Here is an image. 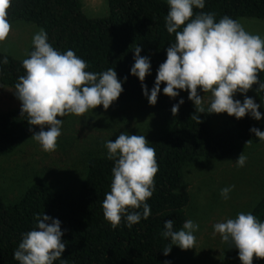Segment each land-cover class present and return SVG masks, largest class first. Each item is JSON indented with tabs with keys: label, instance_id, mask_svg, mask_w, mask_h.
I'll list each match as a JSON object with an SVG mask.
<instances>
[{
	"label": "trees",
	"instance_id": "16d2710c",
	"mask_svg": "<svg viewBox=\"0 0 264 264\" xmlns=\"http://www.w3.org/2000/svg\"><path fill=\"white\" fill-rule=\"evenodd\" d=\"M108 14L89 17L81 9L80 0H11L7 10L9 22L21 20L45 30L48 43L60 53L72 50L88 64L86 71L101 73L113 68L122 82L123 91L117 98L122 102H141V81L130 73L134 64V49L141 47V56L148 57L151 71L143 83L149 91L154 85L159 65L166 59V49L175 43V33L169 34L165 17L169 10L165 0H107ZM200 12H212L216 22L228 16L264 18V0H204V8L193 6V17ZM181 30V29H178ZM34 50L31 43L28 54L16 59L0 51V83L15 90L18 78L26 75L22 61ZM8 63L4 64L3 58ZM127 77L125 80L124 78ZM264 82V72L258 73ZM160 85L158 111H171L183 98L172 122L149 140L156 152L159 170L155 176L153 194L146 203L151 214L142 216L143 208H129L120 224L113 228L104 216L102 201L110 191L113 179L111 169L115 161L107 153L92 155L87 172L78 191L68 195L45 183L35 182L14 202L5 203L0 197V264H19L13 258L23 234L36 228V214H46L61 221L62 241L66 244L60 259L53 264H173V245L165 256L163 249L171 245L164 237V221L173 220V230H180L185 221L184 206L189 200L186 192L178 190L182 180V167L192 158L221 160L228 157L238 143L254 138L255 127L248 116L237 119L226 116L222 126L214 130L209 113H196L186 90H177L178 96L169 97ZM264 103V90L259 83L251 87ZM21 105L0 113V156L13 152L24 140L40 131L29 125L27 114H20ZM205 111H207L205 109ZM198 115L201 122L192 118ZM31 129V131L29 130ZM140 212L141 220L129 228L126 215ZM264 222V191L251 212ZM221 264H241L238 249L230 248ZM252 264H264L254 257Z\"/></svg>",
	"mask_w": 264,
	"mask_h": 264
},
{
	"label": "clouds",
	"instance_id": "9594fccd",
	"mask_svg": "<svg viewBox=\"0 0 264 264\" xmlns=\"http://www.w3.org/2000/svg\"><path fill=\"white\" fill-rule=\"evenodd\" d=\"M167 4L165 27L169 34L175 33V43L166 49V59L159 65L150 91L143 83L151 71L150 60L140 55L139 45L133 50L134 64L130 73L141 81L148 103L156 104L163 82L162 91L169 97L178 96L177 90H186L196 113L226 112L237 119L250 114L260 120V105L253 98L245 95L241 103L233 97L237 92L246 93L254 83H259L258 89L264 90V82L258 80V73L264 72V39L248 33L237 20L228 16L216 22L214 13L200 12L192 18L193 6L203 9L204 0H167ZM10 6L11 0H0V42L6 40L11 31L7 19ZM32 44L34 50L22 61L26 75L18 78L14 94L21 102L20 114H27L29 125L40 127V131L33 132L32 138L43 151L52 152L57 148L63 124L57 117L83 116L99 105L107 110L123 91L122 82L113 68L101 73L86 71L87 62L74 51L67 50L62 54L55 50L48 43L43 28L33 35ZM2 62L7 64V57ZM198 88L203 93H210L207 111L204 96L198 95ZM183 102L181 98L172 106L173 116ZM192 118L197 124L201 122L198 115ZM45 126L47 130H44ZM249 131L264 140V131L256 127ZM105 147L107 158L115 164L111 169L110 191L105 193L102 201L104 218L116 228L129 208L142 207V216L147 219L151 209L146 201L153 194L159 170L155 149L149 146L144 135L124 132L114 141H106ZM235 161L238 167H243L247 157L241 152ZM233 188L234 185L222 188L221 196L228 199ZM126 220L131 228L139 223L141 213L127 214ZM173 223L171 219L164 221L162 235L170 237L172 242L162 250L165 256L173 244L187 250L194 248L196 243L193 234L199 227L196 223L186 220L180 230H173ZM36 225L35 229L23 234L13 253L19 264H53L65 251L59 219L44 213L36 214ZM213 229L214 235L220 234L222 241L230 242L238 249L241 264H252L254 257L264 259V222L252 213L240 212L234 219L215 223ZM60 264L66 262L61 260ZM165 264L169 262L165 261Z\"/></svg>",
	"mask_w": 264,
	"mask_h": 264
},
{
	"label": "rangeland",
	"instance_id": "374dc122",
	"mask_svg": "<svg viewBox=\"0 0 264 264\" xmlns=\"http://www.w3.org/2000/svg\"><path fill=\"white\" fill-rule=\"evenodd\" d=\"M80 4L82 11L89 17H104L108 14L107 0H80ZM238 22L248 33L264 39V18L240 17ZM10 24L11 31L6 40L0 42V51L16 59H23L28 54L33 35L41 27L21 20ZM197 91L198 95L204 96V107L207 110L210 93H203L199 88ZM14 92L13 88L0 83V113L21 105ZM245 95L260 105V120L247 115L256 128L264 131L262 99L252 88L243 94L235 93L233 98L243 103ZM226 116V112L209 113L211 128L219 129ZM57 119H62L63 124L55 151H43L41 145L30 137L13 152L0 156V197L3 202L16 201L35 182L45 183L68 195L75 194L87 172L89 158L107 153L106 141H114L121 132L144 135L149 141L172 122L173 114L168 110H155L147 99L130 103L116 99L107 110L99 105L83 116L68 114L58 116ZM44 130H47V126ZM241 152L247 157V161L243 167H238L235 160ZM200 159H190L191 161L186 162L187 165L184 164L179 184L180 190L188 191L190 205L195 209L193 222L199 227L193 234L197 245L187 255L181 256L178 246L173 244L174 264H220L225 250L233 245L222 241L220 234L214 235L213 225L228 218L234 219L240 212L249 213L261 197L254 196V193L256 187L264 181L261 172V167L264 166V140H259L255 134L251 141L238 143L228 157L218 159L223 165H213L216 161L214 159L204 158L210 162ZM186 166H191L192 169L188 172ZM193 184L198 190L192 187ZM232 185L234 188L228 194L229 198L224 199L220 190ZM188 187L203 197L198 198ZM185 209L188 210V207ZM216 243H221L224 247L220 252L219 247L214 245Z\"/></svg>",
	"mask_w": 264,
	"mask_h": 264
},
{
	"label": "crops",
	"instance_id": "0c3cea01",
	"mask_svg": "<svg viewBox=\"0 0 264 264\" xmlns=\"http://www.w3.org/2000/svg\"><path fill=\"white\" fill-rule=\"evenodd\" d=\"M31 45V44H30ZM30 47V46H29ZM202 159H204V158H202ZM191 160H193V161H198V160H201L200 159V157H198V158H194V159H191ZM191 160H189V161H191ZM204 160H206V159H204ZM188 161V162H189ZM206 161H208V160H206ZM187 162V163H188ZM208 162H210V161H208ZM187 163L185 164V165H187ZM213 165H223V162H221V161H219V160H216L215 162H213L212 163ZM192 169V167L191 166H186V170L189 172L190 170ZM261 172H262V174L264 175V166L263 167H261ZM192 187L193 188H196L197 190H198V188L196 187V185L195 184H193L192 185ZM188 188H190V187H188ZM178 190L179 191H181V192H186L187 194H188V196H189V200H188V202H187V204L184 206V215H185V221L186 220H192V221H194V219H195V209L193 208V207H191V205H190V195H189V193H188V191H185V190H180L179 188H178ZM263 191H264V181L263 182H261L257 187H256V189H255V193H254V196H258V197H262V195H263ZM190 192L191 193H193L195 196H197L198 198H202L203 196H201V195H199L198 193H196V192H194V190L192 189V188H190ZM194 195H192V196H194ZM217 196H219V194H217ZM260 197V198H261ZM260 198H259V200H260ZM258 200V201H259ZM257 201V202H258ZM256 202V203H257ZM195 203V202H194ZM256 203L252 206V208H251V210L253 209V207L256 205ZM186 206L188 207V210H186L185 208H186ZM251 210L249 211V212H251ZM215 213V212H214ZM182 229V228H181ZM197 245V243H195V246ZM215 245V247H219V252L224 248L223 247V245L221 244V243H216V244H214ZM234 246V245H233ZM232 246V247H233ZM232 247H229L228 249H226L225 250V253H224V256H225V254H226V252L230 249V248H232ZM178 249L180 250V254H181V256H183V255H187V252H189V250H191V249H195V248H191V249H187V250H182L179 246H178ZM186 252V253H185ZM173 256H174V251H173ZM218 259H219V256H218ZM223 259H224V257H223ZM223 261V260H222ZM222 263V262H221ZM220 263V264H221ZM173 264H174V259H173Z\"/></svg>",
	"mask_w": 264,
	"mask_h": 264
}]
</instances>
